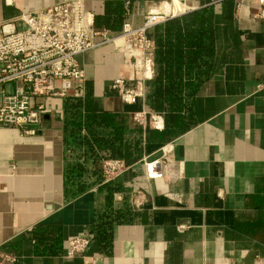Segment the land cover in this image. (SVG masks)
<instances>
[{
  "label": "crops",
  "instance_id": "crops-1",
  "mask_svg": "<svg viewBox=\"0 0 264 264\" xmlns=\"http://www.w3.org/2000/svg\"><path fill=\"white\" fill-rule=\"evenodd\" d=\"M58 1L0 0V23L23 29L20 15ZM179 1L212 15V70L191 100L193 124L152 144L149 130L162 131L134 120L135 113L153 112L146 93L127 104L113 88L115 79L133 77L128 51L108 42L78 55L87 78L81 100L96 113L119 117L124 145L132 150L137 140L140 156L113 183L101 184L103 158L96 170L85 145L68 136L76 116L68 106L72 97L56 100L59 108L44 116L36 135L0 127V252L16 257L4 264H84L82 256H67L75 237L90 238L86 255L93 264H264V93L258 90L264 85V20L254 17L257 0ZM84 3L94 18L105 12L106 0ZM168 3L136 0L125 23L142 27L149 10ZM111 133L95 130L99 141H114ZM165 145L172 147L174 181L149 178L144 165V158L159 159ZM95 148L101 157L111 154ZM76 164L81 172L69 185ZM79 185L84 189L76 193ZM137 192L140 207L132 202ZM39 233L57 242L36 240Z\"/></svg>",
  "mask_w": 264,
  "mask_h": 264
},
{
  "label": "built area",
  "instance_id": "built-area-1",
  "mask_svg": "<svg viewBox=\"0 0 264 264\" xmlns=\"http://www.w3.org/2000/svg\"><path fill=\"white\" fill-rule=\"evenodd\" d=\"M194 10L182 1L170 0L162 9L149 10L142 27L133 28L125 23L118 34H112L107 29L94 28V14L86 10L84 0H60L42 10L20 15L18 20L25 25L23 29H17L12 21L0 23V127L19 128L22 136L36 135L44 116L59 108L56 100L83 99L87 78L77 56L108 42L122 40L120 44L128 51L133 77L129 81L115 79L113 88L124 103L136 104L145 97L146 82L154 76L155 45L148 32ZM254 17L264 20V0H257ZM258 90L264 93V85ZM134 120L142 127L158 131L164 128L160 113L138 112ZM160 151L159 159H143L148 177L178 179L172 147L165 145ZM133 165L121 158L102 159L101 184L113 183ZM132 202L136 207L143 204L141 192L134 194ZM90 242L88 237L70 239L67 256L79 255L84 264H93V258L86 255ZM15 258L0 252V264Z\"/></svg>",
  "mask_w": 264,
  "mask_h": 264
},
{
  "label": "trees",
  "instance_id": "trees-1",
  "mask_svg": "<svg viewBox=\"0 0 264 264\" xmlns=\"http://www.w3.org/2000/svg\"><path fill=\"white\" fill-rule=\"evenodd\" d=\"M135 1L106 0L104 14L94 18V28L120 32L123 24L129 19L131 6ZM148 36L155 45V64L154 76L146 82L147 103L153 112L160 113L164 117L162 132L157 134L149 130L148 137L152 144H164L186 132L193 124L190 114L191 100L198 88L210 76L212 64L209 59L213 55L214 42L211 11L205 9L172 18L157 25L148 32ZM69 101L68 106L75 109L76 116L69 123L71 131L68 136L72 137L74 142L85 145L87 153L94 158L96 170L99 169L98 159L101 158L117 157L131 163L140 156L137 140L132 150L124 145L122 138L125 130L119 117L96 113L92 111V106L91 109L89 108L87 101L81 99L72 98ZM82 107L87 111L84 118L82 110L80 111ZM82 128H86L89 135H81ZM102 128L111 129L114 141L98 140L95 130L100 131ZM95 144L100 148L98 150L111 154L99 156ZM80 169V165L77 164L71 167L67 178L69 185L74 183L76 180L74 173L79 174ZM83 189L79 185L76 193H80ZM110 197L108 196V200ZM48 237L44 233L34 235L36 240L43 242L47 241ZM52 240L57 242L56 238H49L47 243Z\"/></svg>",
  "mask_w": 264,
  "mask_h": 264
},
{
  "label": "rangeland",
  "instance_id": "rangeland-1",
  "mask_svg": "<svg viewBox=\"0 0 264 264\" xmlns=\"http://www.w3.org/2000/svg\"><path fill=\"white\" fill-rule=\"evenodd\" d=\"M170 6V10L172 11V9H173V7L171 6V5H169ZM117 44H118V47L119 48H121L122 50L124 49V50H126L125 48H124V45H122V44H120V42H116ZM123 43V42H122ZM124 44V43H123ZM121 45V46H120Z\"/></svg>",
  "mask_w": 264,
  "mask_h": 264
},
{
  "label": "bare ground",
  "instance_id": "bare-ground-1",
  "mask_svg": "<svg viewBox=\"0 0 264 264\" xmlns=\"http://www.w3.org/2000/svg\"><path fill=\"white\" fill-rule=\"evenodd\" d=\"M175 1H177V0H175ZM122 40H120L119 42H121Z\"/></svg>",
  "mask_w": 264,
  "mask_h": 264
}]
</instances>
